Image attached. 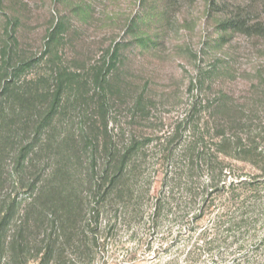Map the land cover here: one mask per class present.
Segmentation results:
<instances>
[{
	"label": "trees",
	"instance_id": "obj_1",
	"mask_svg": "<svg viewBox=\"0 0 264 264\" xmlns=\"http://www.w3.org/2000/svg\"><path fill=\"white\" fill-rule=\"evenodd\" d=\"M60 29L47 35L41 72H31L34 60L15 51L17 37L0 54L2 247L44 249L49 261L54 253H89L97 242L86 236L103 217H136L151 203L153 216L176 224L168 231L187 240L189 254L241 250L264 221V144L253 110L227 94L211 105L196 95L173 127L112 123L115 60L69 66L59 56ZM143 101L139 96L132 110L147 121ZM262 239L251 249L257 252ZM255 257L247 250L232 263L257 264Z\"/></svg>",
	"mask_w": 264,
	"mask_h": 264
},
{
	"label": "rangeland",
	"instance_id": "obj_2",
	"mask_svg": "<svg viewBox=\"0 0 264 264\" xmlns=\"http://www.w3.org/2000/svg\"><path fill=\"white\" fill-rule=\"evenodd\" d=\"M57 24L59 56L69 66L87 69L115 60L112 123L170 128L196 95L211 105L227 94L238 107L253 110L257 141L264 144V0H0V54L17 37L14 49L34 60L31 72L43 71L47 35ZM139 96L150 112L147 121L132 110ZM138 208L144 213L136 217H103L97 232L86 236L95 238L96 247L66 251L63 259L54 253L49 261L44 249L9 252L0 237V264H233L247 250L264 264V241L257 252L251 249L263 240L264 221L241 250L189 254L187 240L169 233L176 229L169 216H153L151 203ZM221 254L226 260L213 263Z\"/></svg>",
	"mask_w": 264,
	"mask_h": 264
}]
</instances>
